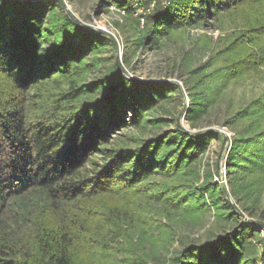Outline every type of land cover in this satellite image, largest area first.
Wrapping results in <instances>:
<instances>
[{"label": "trees", "instance_id": "obj_1", "mask_svg": "<svg viewBox=\"0 0 264 264\" xmlns=\"http://www.w3.org/2000/svg\"><path fill=\"white\" fill-rule=\"evenodd\" d=\"M115 1L131 18L143 6L145 13L137 15L144 18L147 34L158 35L239 14L255 1L264 4ZM56 7H62L60 0H0V264H79L81 251L109 249L100 234L115 242L144 222L137 219L147 208L143 199L181 208L193 199L192 191L153 189L151 179H183L218 138L210 133L197 139L181 130L148 139L122 135L156 107L159 93L132 85L120 68L98 83H82L85 71L79 63L98 49L115 48L116 42L83 29L71 14L49 16ZM243 23L237 27L246 30L235 40L239 47L264 44V22L250 17ZM263 62L264 52L244 56L230 71L232 78ZM204 98H193L191 113L203 109ZM255 105L264 114V97ZM248 165H264V131L235 140L229 171ZM207 190L210 194L213 188ZM216 192L226 196L224 188ZM227 204L225 219L236 226L208 242L184 245L172 264H264V252L253 243L264 247L259 229L239 222Z\"/></svg>", "mask_w": 264, "mask_h": 264}, {"label": "rangeland", "instance_id": "obj_2", "mask_svg": "<svg viewBox=\"0 0 264 264\" xmlns=\"http://www.w3.org/2000/svg\"><path fill=\"white\" fill-rule=\"evenodd\" d=\"M60 1L62 7L49 10V16L71 14L83 29L103 33L116 42L115 48L98 49L79 63L85 71L82 83H98L111 71L121 69L132 85L159 93L156 107L146 111L139 126L129 124L122 135L148 139L179 130L197 139L210 133L218 135L186 177L172 181L154 177L149 183L153 189L165 185L178 193L192 191V200L175 209L143 199L141 206L147 208L137 219L144 222L132 225L125 237L115 242L111 235L100 234V240L109 242V249L81 251L79 264H129L134 259L172 264L184 245L208 242L236 226L225 219L227 203L237 211L239 222L254 224L264 239V226L260 225H264V165H248L234 173L228 168L235 140L264 131V114L255 105L264 97V62L257 70L237 78L230 73L244 56L264 52V44L239 47L235 41L246 31L237 28L246 24L243 21L258 17L263 24L264 4L255 1L239 14L211 17L158 35L147 34L144 18L138 16L145 13L143 6L131 18L115 0ZM202 97L207 101L203 109L191 113L193 98ZM132 117L128 113V123H132ZM205 186L213 191L207 194ZM219 187L224 188L226 196L218 195ZM253 243L264 252L262 242Z\"/></svg>", "mask_w": 264, "mask_h": 264}]
</instances>
